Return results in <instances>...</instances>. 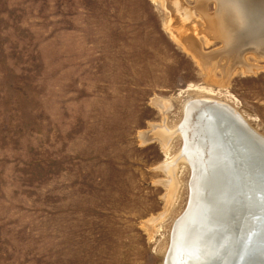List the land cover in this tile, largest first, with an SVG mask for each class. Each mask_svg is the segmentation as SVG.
Here are the masks:
<instances>
[{
  "label": "rangeland",
  "instance_id": "obj_1",
  "mask_svg": "<svg viewBox=\"0 0 264 264\" xmlns=\"http://www.w3.org/2000/svg\"><path fill=\"white\" fill-rule=\"evenodd\" d=\"M173 1L0 0V264H165L190 196L188 101L264 135L263 48L240 60L201 30L214 1ZM157 124L176 132L142 138Z\"/></svg>",
  "mask_w": 264,
  "mask_h": 264
},
{
  "label": "bare ground",
  "instance_id": "obj_2",
  "mask_svg": "<svg viewBox=\"0 0 264 264\" xmlns=\"http://www.w3.org/2000/svg\"><path fill=\"white\" fill-rule=\"evenodd\" d=\"M212 1L216 4L213 14L207 12L205 1L199 2L198 7L206 20L200 29L211 35L209 41L220 38L227 45L229 53L238 52L240 60H243L242 54L246 51L264 50V41L259 42L256 35L259 29L262 30L264 22V0ZM184 11L183 28L191 18L188 10ZM195 26L197 29L198 24ZM189 41L188 47H191L197 57H201L196 50L197 44L192 38ZM259 54L264 55L263 52L257 53ZM203 58L206 57H201L205 63L212 59ZM188 102L185 122L176 129L185 143L178 159L186 161L192 172L189 201L184 211L188 213L184 217L183 212V216L175 222V233L172 235L165 264H213V258L216 259V264H225L224 251L215 255L216 249L220 248L219 237L225 240L232 236L235 241L238 236L247 232L249 226L251 228V214L252 220L257 219L258 215L261 219L264 216V135L226 102L205 97L193 98ZM170 131L157 124L141 135L142 138L159 137L163 140L167 137L166 134L176 132ZM173 162L166 160L162 164L168 170L170 179L175 168ZM171 184L172 180L168 185L171 187ZM257 227L259 226L255 225L256 231ZM251 230L254 231L253 228ZM201 247L203 253L200 255L195 250Z\"/></svg>",
  "mask_w": 264,
  "mask_h": 264
},
{
  "label": "water",
  "instance_id": "obj_3",
  "mask_svg": "<svg viewBox=\"0 0 264 264\" xmlns=\"http://www.w3.org/2000/svg\"><path fill=\"white\" fill-rule=\"evenodd\" d=\"M187 213L188 212L185 213L184 217L187 216ZM261 217L262 219L258 215L257 219L252 220L251 218H253V214H251V217L249 219L251 220V228H253L254 231L252 230L250 231L251 228L249 226L247 228V232H245L244 235L241 234V237L238 236L235 241L233 240L234 237L232 238V236L231 237L229 236V238L227 237L226 239L224 238L225 240H222L219 237V239L221 240V243L219 245L220 248H218V250L216 249L215 255L216 254L220 255L221 251H224V254H225L224 263L225 264H264V240H262L261 238L262 235L264 234V229H263V226H264L263 217L264 216H261ZM255 225L259 226L256 228L258 229L257 231L255 230ZM260 229L262 232H260ZM174 233H172V235ZM171 240H172V237H171ZM222 243H225V245L221 247ZM195 252H199V254L201 255L203 253L202 247L199 249H196ZM215 260L216 259L213 258L211 263L216 264ZM165 262H166V259H165ZM203 263H205V259H203Z\"/></svg>",
  "mask_w": 264,
  "mask_h": 264
}]
</instances>
